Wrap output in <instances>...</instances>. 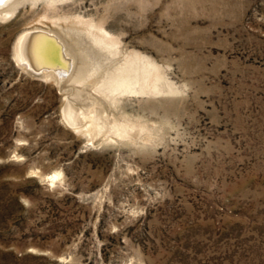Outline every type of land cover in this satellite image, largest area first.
I'll return each mask as SVG.
<instances>
[{"label": "rangeland", "instance_id": "1", "mask_svg": "<svg viewBox=\"0 0 264 264\" xmlns=\"http://www.w3.org/2000/svg\"><path fill=\"white\" fill-rule=\"evenodd\" d=\"M6 10L0 264H264V0ZM138 56L169 87L112 93ZM92 117L131 134L87 133Z\"/></svg>", "mask_w": 264, "mask_h": 264}, {"label": "bare ground", "instance_id": "2", "mask_svg": "<svg viewBox=\"0 0 264 264\" xmlns=\"http://www.w3.org/2000/svg\"><path fill=\"white\" fill-rule=\"evenodd\" d=\"M9 13H11V11L6 10L0 12V15H5ZM89 35L92 37L93 42L98 47L104 50H108L113 56L118 54V50L114 49L116 47L114 41L110 39V37H108L104 30L100 29L99 27L97 28V26H95L93 23H88V36ZM154 66L148 63L144 58H141L139 56L135 58L129 57L128 60L125 61V63L118 66L115 75L110 82V91L115 94L123 92L146 94L153 91H160L162 89H165L166 87H169L170 81H167L165 75L163 74L162 70H160V68L158 69ZM99 119H95L94 117H92V126L91 129L87 131V133L99 131L101 132V129L104 130L106 128H109L110 131H114L115 134L119 137L127 138V136L129 137V135L131 134V128L127 125L125 126V124L118 123L117 125L109 126L106 120L104 123H100ZM70 121L71 123L79 125L78 119H74V122L72 120Z\"/></svg>", "mask_w": 264, "mask_h": 264}, {"label": "water", "instance_id": "3", "mask_svg": "<svg viewBox=\"0 0 264 264\" xmlns=\"http://www.w3.org/2000/svg\"><path fill=\"white\" fill-rule=\"evenodd\" d=\"M11 1H13V0H0V7L7 5ZM27 36H32V35H27ZM24 40H25V38H24Z\"/></svg>", "mask_w": 264, "mask_h": 264}]
</instances>
